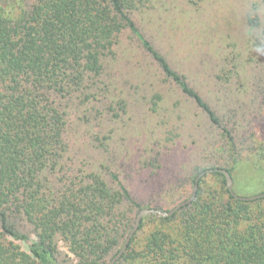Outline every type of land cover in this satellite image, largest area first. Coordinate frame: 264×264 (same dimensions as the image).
I'll list each match as a JSON object with an SVG mask.
<instances>
[{
    "label": "trees",
    "instance_id": "1",
    "mask_svg": "<svg viewBox=\"0 0 264 264\" xmlns=\"http://www.w3.org/2000/svg\"><path fill=\"white\" fill-rule=\"evenodd\" d=\"M147 2L0 0V264H58L60 241L78 264H107L132 228L139 205L115 173L118 189L111 190L85 158L71 156L69 123L60 105L67 95L97 84V95L111 91L110 83L99 82L102 60L119 57L114 46L124 27L220 130V139L210 135L202 144L206 164L196 167L191 185L201 171L224 168L236 192V183L249 181L247 172L264 160V147L253 146L247 131L222 125L139 31L130 13ZM257 105L264 112V104ZM207 174L221 183L210 185ZM260 182L259 193L264 175ZM18 221L35 231L30 253L9 239L25 238ZM120 258L135 264H264V197L237 199L221 172L205 173L190 203L169 216H143Z\"/></svg>",
    "mask_w": 264,
    "mask_h": 264
},
{
    "label": "rangeland",
    "instance_id": "2",
    "mask_svg": "<svg viewBox=\"0 0 264 264\" xmlns=\"http://www.w3.org/2000/svg\"><path fill=\"white\" fill-rule=\"evenodd\" d=\"M130 16L222 125L247 131L253 146L264 147V112L257 109L258 101L264 104L263 0H148ZM114 52L119 57L103 58L99 78L100 85L110 83L111 91L97 95V84L60 102L69 123L71 156L85 158L111 190L118 189L115 173L140 208L169 209L192 193L191 177L206 164L202 144L210 135L220 139V130L163 74L127 27ZM257 166L247 172L249 181L236 183V194L259 193L264 160ZM205 179L210 185L221 183L216 175ZM15 225L26 236L9 239L30 253L35 231L25 222ZM58 261L78 264L62 241ZM114 264L135 263L119 258Z\"/></svg>",
    "mask_w": 264,
    "mask_h": 264
},
{
    "label": "water",
    "instance_id": "3",
    "mask_svg": "<svg viewBox=\"0 0 264 264\" xmlns=\"http://www.w3.org/2000/svg\"><path fill=\"white\" fill-rule=\"evenodd\" d=\"M212 171H219V172H221L224 175L225 181H226V186L229 189V191L232 193V195H234L235 198L240 199V200H253V199H256V198H259V197H264V192L257 193V194H254V195H239V194H236L233 191L232 178H231L229 172L226 169H224V168H214V169L213 168H209V169H206L205 171H201L197 175V177L195 179V183H194L191 195L187 199L181 201L180 203H177L170 210L164 211V210H161V209H154V208H146V207L140 208L138 210L137 214H136V217H135L134 223L132 225V228L128 232V234H127L122 246L117 251V253L108 261L107 264H114L121 257L123 252L126 250V247H127L128 243H129L131 237L136 232V230H137V228H138V226H139V224L141 222V219H142V217L144 215H147V214H150V213H154V214H158L160 216H169L174 211L180 209L182 206L190 203L192 201V199L196 195L199 178L202 177L205 173L212 172Z\"/></svg>",
    "mask_w": 264,
    "mask_h": 264
}]
</instances>
